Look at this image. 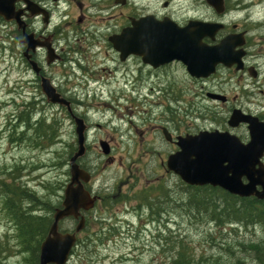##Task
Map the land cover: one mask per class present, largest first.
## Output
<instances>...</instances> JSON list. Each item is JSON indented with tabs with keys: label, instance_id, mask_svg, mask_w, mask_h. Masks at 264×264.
I'll return each instance as SVG.
<instances>
[{
	"label": "flooded vegetation",
	"instance_id": "obj_1",
	"mask_svg": "<svg viewBox=\"0 0 264 264\" xmlns=\"http://www.w3.org/2000/svg\"><path fill=\"white\" fill-rule=\"evenodd\" d=\"M27 1L28 10L23 13V19L26 23L29 60L26 61L23 57L21 59L26 69L25 72L18 73L15 89V101L23 106L38 109L51 106L42 93L41 86L43 80L50 81L60 96L69 103L68 108L58 107L62 119L66 118L72 124L74 117L82 120L86 126L87 142L92 121L105 118V113L94 112V105L112 108V104L121 103L126 92L135 91L137 97L143 91L148 92L147 95L154 94L157 96L155 105H158L159 112L148 117L156 123L152 128L153 132L149 139L141 138L140 144L132 145L128 152L151 147L150 154L155 152L163 156L159 165L161 177L147 180L158 182L157 187L162 186V177L167 178L169 183L172 178H176L166 170L165 160L178 151V137L215 133L234 138L245 146L251 142L250 122L258 125L263 140L260 141L257 135V144L264 146V0H223L220 11L209 6L205 0H179L181 3L177 6L173 4V0L162 1V12L153 14L158 21L166 19L179 27L190 23L199 24V43L206 47L219 45L229 37L236 44L233 48L238 54L235 62L218 64L213 72L200 78L188 75L185 67L176 60L152 66L145 63L142 57L120 58L112 39L122 29L130 26L132 17L147 15L144 13L132 16L130 0H126L123 5H116L115 0ZM185 3L190 4L185 6ZM15 8L24 9L25 4L18 2ZM115 8L120 10L122 16V24L117 29L113 16L110 15L111 24L106 22L107 11L110 10L114 15ZM121 10H126L127 15L124 16ZM206 24H215L218 28L210 33ZM7 25L12 29L6 37L12 40L13 45H19V51L24 50L23 32L17 29L14 22L6 24L0 19V29ZM54 58L56 60L50 62ZM54 68L59 69V75L52 71ZM180 76L187 82V87L181 89L186 110L180 106ZM246 120L249 121L245 122ZM101 141L107 143V163H112L114 159L111 155L115 150L113 139L106 136L98 144ZM152 144L156 146L153 147ZM85 147L87 151L86 144ZM84 166L87 167L86 164ZM260 168L264 170V151L253 170ZM240 181L243 185L248 183L245 176ZM85 187L97 199L94 207L84 215L98 208L108 209L106 206L117 204L115 201L118 198L105 195L106 190L98 189V184L94 188L93 181L85 184ZM203 189L218 193L213 197H217L220 204H224L227 197L238 202L242 199H255L264 203V199L240 197L219 187L206 185ZM256 189L261 188L257 186ZM159 194L162 195L161 191L145 189L138 196L131 192L133 197H130L144 203L146 195L152 197ZM115 196L119 200L129 201L128 197H120L119 187ZM144 204L147 207V202ZM164 210V207L158 208L153 214L150 207L149 213L156 217Z\"/></svg>",
	"mask_w": 264,
	"mask_h": 264
},
{
	"label": "rangeland",
	"instance_id": "obj_2",
	"mask_svg": "<svg viewBox=\"0 0 264 264\" xmlns=\"http://www.w3.org/2000/svg\"><path fill=\"white\" fill-rule=\"evenodd\" d=\"M162 1L130 0V13L162 12ZM177 1L178 4L181 3L179 0L172 2L177 6ZM114 11V15L110 10L107 11L106 22L111 24L110 15L113 16L117 29L122 24V16L117 8ZM121 12L124 16L127 15L126 10ZM10 29L12 28L8 25L0 29V179L11 185L26 184L40 196H48L55 203L60 201L62 190L56 191L57 194L54 195L49 193V190H52L53 186L57 188L65 185L68 181L67 159L70 148L76 146L74 126L68 121H62L58 130V141L53 146L43 144L42 147L35 148L28 141H8L3 132L7 120L14 123L15 117L19 121L31 112L38 119L47 111L48 120L62 117L56 108L32 110L34 107L23 106L19 101H15L16 82L19 74L25 72L26 66L21 60L23 50L19 51V45H13L12 40L6 37ZM52 71L59 75L58 68ZM132 72L134 73L133 70ZM185 87L187 82L180 76L178 94L182 100L180 106L185 108L184 110L186 107L181 89ZM136 93L126 92L121 103L112 104V108L100 105L93 107L95 113H105V118L94 119L90 124L86 142L88 148L83 163L97 168V175L93 171L91 180L97 177L98 189L106 190L105 195L118 198L119 202L115 201L117 204L106 206L108 209L98 208L85 215L89 222L79 234L81 242L74 249L68 264H169L180 239L190 246L196 256L202 254L213 261V264H264V249L262 254L258 255L252 247H248L249 244L264 242L263 223H255L247 228L237 227V231H228L227 228L217 231L213 222L209 223L203 217L200 219V216L198 218L193 214V210L186 207L190 191L186 190L179 179L172 178L169 183L167 178L162 177L161 187H157L158 182L147 181L161 177L159 165L163 156L155 152L150 154L151 147L138 152H128V149L132 145H139L141 138L149 139L156 123L148 117L158 113L159 108L155 105L157 96L154 94L147 95L148 92L143 91L137 97ZM146 95L147 97H144ZM48 124L50 121L46 125ZM30 133L28 135L33 136V131ZM106 136L113 139L115 150L111 155L114 159L112 163H107V157L102 155L98 144V141ZM13 172L18 174L19 179H15V174L8 175ZM118 187L120 197H128L129 201L119 200L120 198L115 196ZM145 189L162 193L152 195L156 196V199L151 197L152 205H147L148 208L144 204L146 198L144 203L131 198V192L138 196ZM167 191H171L170 196H167ZM150 207L153 210L164 207L166 211L162 212L160 217H153L149 213ZM7 216L0 204V259L6 257L5 264H28L29 257L18 252L22 248L18 247L16 232L8 222ZM74 226V221L69 219L60 224V229L70 230ZM98 233L100 235H96ZM168 236L172 237L174 242L170 241L166 245L164 238ZM257 258L262 261L259 262Z\"/></svg>",
	"mask_w": 264,
	"mask_h": 264
},
{
	"label": "water",
	"instance_id": "obj_3",
	"mask_svg": "<svg viewBox=\"0 0 264 264\" xmlns=\"http://www.w3.org/2000/svg\"><path fill=\"white\" fill-rule=\"evenodd\" d=\"M123 3L124 0H117ZM206 3L220 11L223 0H205ZM23 2L24 9H16L15 4ZM27 0H0V17L6 22L14 21L24 31L25 23L21 16L28 10ZM199 25V24H198ZM190 23L185 27H178L164 19L157 21L153 16L141 17L131 20V26L122 29L120 34L112 39L115 50L120 58L139 56L152 66H160L176 60L186 69L192 77H205L213 72L217 64L233 63L238 56L233 51L236 46L231 39L223 40L219 45L206 47L201 45L200 35L197 34L199 26ZM201 26V25H200ZM210 33L217 30V25H205ZM23 44L26 46L24 57L27 58L28 37L24 35ZM42 90L47 100L52 104L68 105L56 94L54 88L43 80ZM246 120L245 122H248ZM251 142L241 145L236 139L215 133H200L197 137H178L176 145L179 150L168 156L166 168L177 175L188 186L219 187L230 194L240 197L255 196L264 199V170H253L258 164L264 146L257 144L256 137L261 139L258 125L250 123ZM84 126L82 120L75 119V132L77 136V150L69 160V182L63 189L61 207L54 210L52 223L39 246V264H66L70 253L77 241V234L84 227V218L80 210L87 211L93 204V198L84 189L90 174L79 168L76 161L85 153ZM102 153H109L105 142L100 143ZM245 176L246 185L240 181ZM261 189L258 191L256 187ZM72 217L78 220L73 232L61 233L59 222Z\"/></svg>",
	"mask_w": 264,
	"mask_h": 264
},
{
	"label": "trees",
	"instance_id": "obj_4",
	"mask_svg": "<svg viewBox=\"0 0 264 264\" xmlns=\"http://www.w3.org/2000/svg\"><path fill=\"white\" fill-rule=\"evenodd\" d=\"M48 121H50V124L46 125ZM4 126L3 132L11 143L28 141L31 142L35 148H40L43 144L53 146L57 143L59 138L58 129L60 127V122L58 118L46 120L41 117L40 119L32 120L31 115L25 114V117L21 118L19 121L18 118L15 117L14 123L11 120H7V124ZM20 129L23 130V132H21ZM32 131L33 136H30V132ZM28 133H30V135H28ZM14 174L15 172L8 175ZM15 175V179H19L18 174ZM62 188L63 184L57 188L53 186V189L51 188L52 190H49V193L52 195L57 194L56 191H61ZM46 190L48 191V187H46ZM186 190L188 192L190 191L186 207L189 208V210H193V214L202 216L207 221L213 222L218 230L233 223L238 225L241 224L244 227L255 223H263L264 225V203L261 201H255V199H242L238 202L227 197L225 203L220 204L217 197H213V195L218 194L214 191L209 192L203 188L192 187H186ZM144 198H146L147 205L151 206L152 204L149 199L151 197L146 195ZM153 198L156 199V197ZM30 200L31 203H34L32 204L34 206L30 204ZM0 204L8 215L7 217L9 222L13 225L14 232H16L18 247L22 248V250H18V252L26 254L29 257L27 259L28 264H38L39 244L47 233L49 225L52 222V213L55 208L60 206V201L57 200V202L54 203L48 196L42 197L37 191L27 188L20 183L11 185L0 179ZM157 209H152L154 214ZM227 227L228 226H226V228ZM96 235H100V233ZM170 241L174 242L172 237L168 236L164 238L166 245ZM80 242L81 241L78 243ZM87 243L86 241L85 244ZM176 244L177 248L173 251L174 254L172 253L173 255L171 256L169 264H213V261H210L208 257L202 254L196 256L190 246L181 239L177 241ZM248 247H252L254 252L259 255L263 252L264 242L249 244ZM257 259L259 262L260 260L262 261V259ZM4 260L5 257L1 258L0 264H4Z\"/></svg>",
	"mask_w": 264,
	"mask_h": 264
},
{
	"label": "bare ground",
	"instance_id": "obj_5",
	"mask_svg": "<svg viewBox=\"0 0 264 264\" xmlns=\"http://www.w3.org/2000/svg\"><path fill=\"white\" fill-rule=\"evenodd\" d=\"M16 171V170H15ZM22 185V184H21ZM25 190V189H24ZM24 198V197H23ZM28 198V197H27ZM27 198H26V200H27ZM33 198V197H32ZM28 201V200H27ZM34 201V200H33ZM37 201V200H36ZM30 202V204L32 205V204H34V203H31V200L29 201ZM35 202V201H34ZM28 203V202H27ZM36 205V204H35ZM41 205V204H40ZM48 205V204H47ZM47 205H46V207H47ZM32 206H34V205H32ZM32 206H30V207H32ZM37 207V206H36ZM32 209V208H31ZM33 209H34V207H33ZM40 209V208H39ZM35 210V209H34ZM44 210V209H43ZM46 210V209H45ZM48 210V209H47ZM164 211H166V210H164ZM163 211V212H164ZM185 212H186V210H185ZM156 213V212H155ZM184 213V212H183ZM159 215V214H158ZM160 216V215H159ZM197 216V215H196ZM207 216V215H206ZM186 217V216H185ZM198 217V216H197ZM201 217L202 216H200V219H201ZM208 217V216H207ZM191 218H193V217H191ZM199 218V217H198ZM204 218V217H203ZM187 219V218H186ZM194 219V218H193ZM197 220V219H196ZM198 221V220H197ZM202 222H203V220H201ZM160 222V221H159ZM201 223V222H200ZM204 223V222H203ZM208 223V222H207ZM210 223V222H209ZM162 224H163V222H162ZM206 224V223H205ZM212 224V223H211ZM240 224V223H239ZM254 225V224H253ZM224 226V225H223ZM226 226H228L227 227V230L228 231H237L238 230V228L239 227H242L243 225H238V224H231V225H226ZM226 226L224 227V228H226ZM249 226H251V225H249ZM235 227V228H234ZM238 227V228H237ZM244 227V226H243ZM248 226H246V227H244V228H247ZM237 228V229H236ZM162 235V234H161ZM159 238V237H158ZM167 238V237H166ZM160 240V239H159Z\"/></svg>",
	"mask_w": 264,
	"mask_h": 264
}]
</instances>
